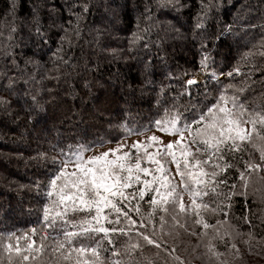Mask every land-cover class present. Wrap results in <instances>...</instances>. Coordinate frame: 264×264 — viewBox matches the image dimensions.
Returning a JSON list of instances; mask_svg holds the SVG:
<instances>
[{
    "label": "snow or ice",
    "instance_id": "1",
    "mask_svg": "<svg viewBox=\"0 0 264 264\" xmlns=\"http://www.w3.org/2000/svg\"><path fill=\"white\" fill-rule=\"evenodd\" d=\"M114 3L108 0L106 7ZM196 3L191 25L182 31L180 17L190 3L145 0L127 49L104 47L105 27L89 31L92 38L84 43L111 57L109 64L123 58L126 65L129 61L136 65L129 68L136 73L135 83L119 69L114 73L127 93L129 107L125 119L110 127L119 129L122 137L156 131L130 146L118 143L95 155L85 154L110 142L103 136L64 147L50 143L54 155L38 151L30 157L46 166L48 177L46 183L37 180L34 184L37 193L43 189L39 227L0 232V264H188L178 254L184 233L198 237L197 246L207 240L203 246L210 264H230L224 259L226 254L233 255L231 264L241 260L237 237L247 235L243 242L253 251V212L248 201H264V90L251 100L247 93L257 85L264 89V63L257 62V57L264 61V33L256 43L248 33L264 29V23H251L253 6L247 2L239 4L230 23L218 19L224 0ZM228 3L232 5V0ZM51 5L52 0H34L29 13L20 17L17 0H6L0 25V90L8 93L0 95V111L10 113L13 103H20L29 122L38 121L46 106L59 103L52 89L43 88L44 81L79 75L80 66L72 63L75 57H65L84 39L83 24L93 7L92 0H65L68 19L64 20ZM162 10L174 13L175 22L159 20ZM115 16L113 9V20ZM54 29L61 35L45 62L37 57ZM161 32L195 46L203 81L189 69L179 70V65L175 73L168 71L171 65ZM29 43L36 51L25 56L23 50ZM221 44L247 49L227 72L218 68L216 59ZM157 66L178 86L160 84L157 91ZM99 67V60L93 63L89 58L82 71ZM225 79L229 82L224 83ZM83 86L89 88L90 82L84 80ZM69 88L68 95L74 96L71 84ZM153 93L155 118L147 124L132 123L131 105ZM169 165L175 166L174 171ZM240 199L244 201L242 215L235 217L233 209ZM211 218L214 223H209ZM234 218L248 225L246 234L233 225ZM216 242L226 252H220ZM256 244L255 254H264V238ZM149 248L156 250L152 256L145 255Z\"/></svg>",
    "mask_w": 264,
    "mask_h": 264
},
{
    "label": "trees",
    "instance_id": "2",
    "mask_svg": "<svg viewBox=\"0 0 264 264\" xmlns=\"http://www.w3.org/2000/svg\"><path fill=\"white\" fill-rule=\"evenodd\" d=\"M33 2L34 0H17L18 15L20 17L27 15ZM35 2H42V0H35ZM144 2L145 0H115L111 7H106L108 0H92L93 7L87 13L83 24L84 39L80 40L65 57V59L68 56L75 57L72 63L80 66L77 69L79 75L77 76L76 73H73L74 78L69 80H47L43 83L44 89L53 90V95L57 97L59 103L46 106V111L41 113L39 120H33L32 122H29L28 114L23 111L20 103L14 102L13 110L10 113L0 111V232L27 231L31 227H39V218L42 215L40 209L44 203L43 189H41L40 193H37L34 184L37 180L46 183L48 177L45 170L46 166L42 162L29 160L36 152H48L49 155H54L55 153L49 148L50 143L56 144L59 142L60 146L64 147L68 144H75L78 141L82 143L92 141L101 136L110 141L109 143L118 142L125 138L122 137L119 129L110 127V125L115 126L125 119L129 107L126 103L127 93L121 87V80L114 73L119 69L122 75L126 74L135 83L137 82L136 73L129 71V68L135 69L136 65L131 61L126 65L123 58L119 62L109 64L111 57L105 55L100 48L89 47L84 41L92 38L88 34L90 30L98 26L105 27L104 47L127 49L128 39L131 33L136 30L137 16L143 11ZM185 2L190 3L192 6L186 9L180 17L181 22L184 23L182 31L189 29L192 23L191 17L195 14L197 7L196 0H185ZM241 2L249 3L246 0H232V5H229L228 0H224V6L220 10L218 19L230 23L233 19L232 14L236 12ZM258 3L257 6H260L261 2L259 0ZM5 6L6 0H0V25H2L4 20L3 10ZM51 6H54L59 11L64 20L68 19V13L64 8L65 0H52ZM258 8H255L257 15L261 13ZM113 9H115L116 13L114 20L112 19ZM103 12H109L107 14L112 19L109 23H114L117 34H112L107 26L103 24V21L106 20L103 17ZM46 16L47 9L45 10ZM174 16V13L162 10L158 14V19L165 22H175ZM107 18L109 19L108 16ZM140 26L144 27L143 22H141ZM177 27H179V24H177ZM26 33L27 29H24L22 34L26 35ZM262 33H264V29L260 30V27H257L251 33L249 32L248 36L251 37L252 43H256ZM5 35H7L6 32ZM60 35L61 33L55 29L50 32L48 43L40 50L41 55L37 57L38 59L45 62L48 61L51 54L49 49H56ZM160 36L165 37V32H161ZM156 38L155 35L152 37L153 40ZM164 46L165 51L169 55V64L171 65L168 71L175 73L177 65H179V70L181 71L185 69L191 70L192 75L198 71L199 54L195 46L190 42H182L165 37ZM246 50L245 47H237L235 44L230 47L228 44H221L220 52L216 55V59L219 62L218 68L227 72L236 61L238 55ZM34 51H36V46L29 43L23 50V55L31 56ZM151 52L155 53L156 48L152 47ZM135 54V52L131 53V55ZM128 55L130 54L125 52V56ZM141 55H143V52H141ZM89 58L93 63L99 60V70L82 71L85 60ZM257 62L264 63V61H260L259 57H257ZM47 66L49 68L52 67L51 63ZM89 66L91 67L92 65ZM67 71H70V69ZM165 71V69L157 66L155 76L157 91L160 84L178 86L176 81L166 79ZM84 80L90 82L89 88H84ZM228 82V80H224V83ZM232 82L238 83L239 81ZM70 84L75 92L74 96L68 95ZM262 90L264 89L257 85L254 90L247 93V99L251 100L259 96ZM209 91L214 92V89L210 87ZM0 95H8V93L0 90ZM47 98V95H45L44 99ZM155 103L156 98L153 93L152 96H146L131 105V115L134 118L132 123L147 124L154 119L156 116ZM152 130L154 128L150 131ZM98 147L100 146H94L93 149ZM229 175H234V173ZM235 203L237 207L233 209V212L235 217H239L243 211L240 206L244 204V201L240 199ZM248 205L253 212L251 217L253 227L251 230L255 234V240L250 241L253 251L250 253L249 245L243 242L248 239L247 235L238 237L237 246L242 253V259L236 262H241L240 264H264L257 263L258 260H255V258L263 256V254L256 255L255 252L259 250L256 241L264 237V219H262L264 216V201L257 198V201L253 203L249 199ZM214 222L215 218L209 219V223ZM232 223L245 234L249 231L248 225L242 220L234 218ZM193 230L199 231V228ZM182 238L184 246L179 249L178 254L187 260L188 264H204L201 259L195 258L196 254L187 246L189 239L193 244H197L198 237L184 233ZM34 239L39 244V236L34 237ZM216 243L223 250L224 246L220 242ZM155 251L154 248H149L145 251V255L152 256ZM43 259H47V253H45ZM232 260L233 255L228 261ZM37 264H39V261Z\"/></svg>",
    "mask_w": 264,
    "mask_h": 264
},
{
    "label": "rangeland",
    "instance_id": "3",
    "mask_svg": "<svg viewBox=\"0 0 264 264\" xmlns=\"http://www.w3.org/2000/svg\"><path fill=\"white\" fill-rule=\"evenodd\" d=\"M246 1H249V4L253 6V15L250 17V21L252 24H255V25H260L262 23H264V0H259L261 2L260 6H257L258 3V0H246ZM256 7H259L258 10H260V14H256L255 12V8ZM109 13V12H107ZM106 12H103V17H105L106 20L103 21V24L105 26H107L108 30L112 33V34H117V29L114 27V23H109V21H111L112 19H110V16L109 14H107ZM107 16L109 17V19L107 18ZM259 28V27H258ZM262 28H260L261 30ZM252 32V31H251ZM250 32V33H251ZM196 76L197 79L203 81L205 79V74L200 71L198 69V71L194 74ZM156 130H152V131H149V132H146L144 133L143 135H131V136H128V137H125L123 139H121L120 141L118 142H113V143H107V144H104L103 146H100L98 148H95L93 149L92 151L86 153L85 155H95V154H98L99 152H102V151H106L107 149L109 148H115L117 146L118 143L120 144H125L126 146H130L131 143L133 141H136V140H143L147 135H150L152 134V132H155ZM156 134L160 135L159 132H156ZM169 137H166V139H168ZM124 150H127V147L124 149ZM173 171H174V165H169ZM262 219H264V216L262 217ZM238 238V237H237ZM236 238V243H238V240ZM264 238V237H263ZM241 241V240H240ZM207 243V240L206 239H202L201 240V246H197V244H193L192 241L189 239L188 243H187V246L188 248H190L192 250L193 253L196 254V257L195 258H199L201 259L204 264H210L208 258L206 257V255L204 254L205 253V248H204V244ZM193 249H195V251H193ZM217 249L220 251V252H226V249L225 247L223 248V250L220 248V246L217 244ZM232 254H226L224 259L226 260H229L230 257H231ZM261 258H255V260H258L257 263H264V254L263 256H260ZM187 261V260H186ZM233 261V260H232ZM232 261H229L230 264ZM241 262H235V264H240Z\"/></svg>",
    "mask_w": 264,
    "mask_h": 264
}]
</instances>
